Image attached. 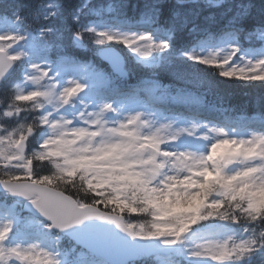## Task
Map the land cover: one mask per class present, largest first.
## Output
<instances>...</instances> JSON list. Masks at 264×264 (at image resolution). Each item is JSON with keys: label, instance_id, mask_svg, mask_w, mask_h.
I'll return each instance as SVG.
<instances>
[{"label": "snow or ice", "instance_id": "obj_1", "mask_svg": "<svg viewBox=\"0 0 264 264\" xmlns=\"http://www.w3.org/2000/svg\"><path fill=\"white\" fill-rule=\"evenodd\" d=\"M208 71L264 90V0H0V264H264V122Z\"/></svg>", "mask_w": 264, "mask_h": 264}, {"label": "trees", "instance_id": "obj_2", "mask_svg": "<svg viewBox=\"0 0 264 264\" xmlns=\"http://www.w3.org/2000/svg\"><path fill=\"white\" fill-rule=\"evenodd\" d=\"M139 0H129V5L138 3ZM131 8V7H129ZM129 12V11H128ZM129 17L135 16L131 12L128 13ZM205 67V66H201ZM147 73L142 71H137L133 76L131 83H135L141 76H145ZM202 77L208 82H215L214 86H210V83H205L203 87H193L189 86L190 93L192 97H198L202 101L204 106L214 105L223 114L227 115L235 123L243 121L244 119H252L256 123L258 120L264 121V114L260 111V106L257 103L259 97L264 95V90L259 87H239L235 86L242 82H229L224 83L225 78H218L210 71L203 73ZM18 76L14 77V80H18ZM168 78L165 77L164 81L167 82ZM255 84H260L264 82H254ZM4 100V94L0 92V106H2ZM23 107L30 106V102H20ZM3 126V124H0ZM3 175L2 166H0V176ZM134 223L142 222L144 217L133 216L131 217ZM147 264H159V261L154 257L150 259ZM257 264L259 262L257 261Z\"/></svg>", "mask_w": 264, "mask_h": 264}, {"label": "rangeland", "instance_id": "obj_3", "mask_svg": "<svg viewBox=\"0 0 264 264\" xmlns=\"http://www.w3.org/2000/svg\"><path fill=\"white\" fill-rule=\"evenodd\" d=\"M104 3H119V0H107ZM137 27H141V25H137ZM144 98L148 99V95H146V93L144 94ZM207 113L211 114L210 118L213 119V120L224 121V116L222 114L217 113L216 111H210V112H207ZM185 115H190V114L189 113H185ZM245 126L248 127L249 129L258 130V129H256L257 127L251 128L250 124H245ZM213 264H214V262H213Z\"/></svg>", "mask_w": 264, "mask_h": 264}]
</instances>
